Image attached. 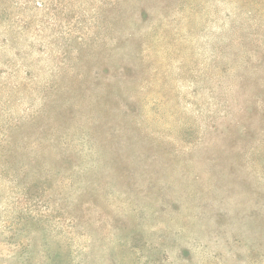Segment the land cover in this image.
<instances>
[{
  "label": "rangeland",
  "instance_id": "rangeland-1",
  "mask_svg": "<svg viewBox=\"0 0 264 264\" xmlns=\"http://www.w3.org/2000/svg\"><path fill=\"white\" fill-rule=\"evenodd\" d=\"M0 264H264V0H0Z\"/></svg>",
  "mask_w": 264,
  "mask_h": 264
}]
</instances>
